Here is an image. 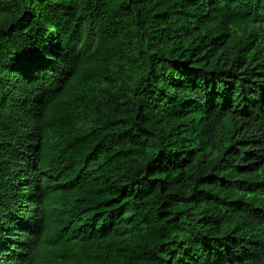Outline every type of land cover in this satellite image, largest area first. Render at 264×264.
Segmentation results:
<instances>
[{
  "label": "trees",
  "instance_id": "1",
  "mask_svg": "<svg viewBox=\"0 0 264 264\" xmlns=\"http://www.w3.org/2000/svg\"><path fill=\"white\" fill-rule=\"evenodd\" d=\"M0 264H264V0H0Z\"/></svg>",
  "mask_w": 264,
  "mask_h": 264
}]
</instances>
